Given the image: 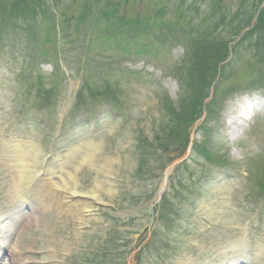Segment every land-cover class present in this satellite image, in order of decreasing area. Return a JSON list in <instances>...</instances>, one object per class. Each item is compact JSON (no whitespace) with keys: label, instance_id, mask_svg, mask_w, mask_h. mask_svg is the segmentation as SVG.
<instances>
[{"label":"rangeland","instance_id":"obj_1","mask_svg":"<svg viewBox=\"0 0 264 264\" xmlns=\"http://www.w3.org/2000/svg\"><path fill=\"white\" fill-rule=\"evenodd\" d=\"M172 1H174V0H172ZM224 1L226 3H228L231 7H233L234 10H235L236 6L241 5V1H244V3L251 2V0H247V2H245V0H224ZM258 2H259V0H258ZM153 7H154L153 4L152 5L150 4V5H148V9H147V14L150 15L151 17H153V13H152ZM261 8H262V6H261ZM173 9H174V3H172L170 5L169 10H168V13H169V16L171 17V19L178 22V25H179L181 30L187 29L188 26L186 24L182 23L178 19V17L175 16ZM243 11L244 10H242V14H244ZM248 13H252V10H249ZM204 14H205L204 10L199 11V16H203ZM242 14H241V16H242ZM186 15H188V13H185L183 18H185ZM241 16L238 15L237 13H234V20L240 19ZM243 18H244V16H243ZM184 22L187 23L188 21H184ZM210 27H211L210 23H205L204 24V33H208ZM232 28L235 30L234 26H232ZM203 46H204V44L201 47H203ZM230 48H231V44H230ZM241 54H242L241 55L242 59L237 66H232L230 68L225 67L222 69L223 78L225 77V79H228L229 81H225V80L221 81V83L218 87L221 94H220V96H218L216 98L215 105L218 109L222 108V111H221V113H222L221 114V127L217 130V126H216V129H215L216 131L213 132L212 136L214 137L215 142L218 143L216 145V147L220 151V155L228 154V157L231 161V166L234 169L240 171L244 175L249 174V172L251 174H252V172H254L253 175H257V168L259 167V165L262 166L264 158H259L258 160H247L246 155L249 154L250 149L243 151V149L237 143L232 145L231 140L229 139L228 136H226V134L228 133V130H229L228 123H229V119H230V117H229L230 114L228 112L232 113V110H233V108H232L233 104H230L228 102L229 98L225 97L227 92L232 88H234V89L246 88V87L250 86L251 84L264 83V79H260L259 77H257L259 70L261 71L260 75H264V67L263 66H262V68L260 66L257 67V66H255V64L252 61L247 62L246 60H247V58L248 59L250 58V55L249 56L244 55V53L242 51H241ZM202 60L205 62L206 65L209 64V67H206V69L209 68L207 73L210 76V74H212V72H213L212 68H213L214 62H213V60H206V59H202ZM222 62L223 61L219 62L218 65L221 66ZM154 63H155V66L158 68H162L164 66V62H163V59L161 57H159ZM170 63L173 65L174 61L171 59ZM199 64H200V66H202V62H200ZM246 64H248V65H246ZM147 78H148L147 76H140L136 79V81H138V83L133 85V88L137 89V90L134 89V92L137 91V94L139 95L138 100H137V102H139L138 106H143V104H145V108H148L146 110L145 114H143V115L136 114V110H135L134 115H133V121L135 123V121L138 117H139V120L135 123L133 128H130V127H127L126 125H124L122 123L121 119L106 120L105 118H103L100 137H104L107 132H108V134L113 133V135H116L120 129H124L125 133H127V135H128L127 137L124 138L125 143H122L121 145H117L112 149V150H116L118 152L117 157L115 158V162H114L115 163L114 172L111 173L113 176H115L117 178L115 184H113V185L109 184L108 181L111 180L110 177H107L105 182L101 181V183H100V180L98 178L102 177L101 174L104 172L108 173V171H105L104 168L101 170V173L99 172L100 176L95 175V173H93V174H90L87 178V175H86V178L84 180H82V182H81V188L82 189L93 190L98 194L100 193L104 197L103 198L104 202L109 203V205L112 204V207H113V205L116 208H118V206H119L123 210L128 209V206L130 204V202H128V201H121V199H124L126 197L134 196L136 198H139L140 201L143 203V205L146 203V199L144 198L146 196V193H140V189H139V193H135V191L139 187L138 182L140 183V180L136 176V174H137L136 168L139 165V163H138L139 153L137 150V144L134 145L135 143H131L132 140L134 139V137H133L134 133L138 132V131H139V133L142 132L145 134L144 136H147L148 139L150 140V142H152L153 140H155L152 138V135L154 133V132L152 133V130H153L154 123L156 122V120L160 119V114L161 113L164 114L166 117H168V120H171V118L169 119V116H168V113L166 110L169 107V104L172 101H174L175 105L177 107H179L176 103V101L178 99V92H179L178 85L175 86V85H173L172 82L169 81L167 83V86L169 87L168 88L169 93H167V96L163 97L164 95L159 94L160 89L156 85V82L153 84H150V85L146 84L144 82V81H147ZM1 83L3 84V86H0V102H5L10 97H9V95H6V93L4 91H2V89L7 88V84L5 82H3V80L1 81ZM180 89L182 90V87ZM206 100L207 101L210 100V97H208ZM25 101L26 100H22V102L17 106L18 109L26 108L27 103ZM227 102H228V104H227ZM181 103H182V100H180L179 104L181 105ZM32 110L33 109H31L30 111H32ZM101 110H102V114H103L106 111V108L102 107ZM193 110H194V106L192 103H190L189 106L185 110H182V111H183V113H187V112L189 113V112H193ZM61 113H62V111L59 110L58 114H61ZM232 115H235V112L232 113ZM168 120L165 119V122L171 123V121H168ZM160 121H162V119ZM161 123L162 122H159L158 126ZM190 123L191 122H189L188 125H190ZM195 123H197V122L192 123L190 126H192ZM195 125H193L192 127H194ZM200 125H201V122H198L197 128H196L194 134H193L194 130H192V133H191L193 135L192 139L195 140V138H196V143L198 145L202 146L203 148H206L207 150H210L211 152L216 153V151H215L216 148L213 145H211V144L209 145L208 143H206L205 138H203L201 135V133H202L201 131L204 128H206V125L199 128ZM158 126H156V129H158ZM192 127H190V128H192ZM77 130L81 131V133H80L81 135H86V126H85L84 122H78ZM222 136L224 137V139ZM73 137L76 139L78 136L74 135ZM258 139L260 140L261 143L264 144V133L261 134L258 137ZM100 141H103V140H100ZM229 143H230V145H229ZM243 144L248 145V146L252 145L249 142L248 143L244 142ZM127 146H128V150H125V148ZM101 149H103L102 153H96L95 154L94 162L96 163L97 168H99L102 164L104 165V163L106 161L105 160L106 156L109 158V154L112 151V150H107L106 152H104L105 149L103 147H101ZM255 153L256 152L254 151L250 155H254ZM2 162L4 164L7 163L6 160H2ZM77 162L78 161H76L75 163H77ZM93 164H92V166L94 167ZM105 165H109V162H106ZM92 166H87V167H88V169H92ZM191 169H192V171L199 173V170L201 168L195 167V165L192 164ZM73 170H74V168L72 167V162H71L69 164L68 171H73ZM172 171H173V168H172L171 172ZM171 172L169 174H171ZM183 174H185L184 167H183V172L180 173V175H183ZM213 174H217L219 176L220 175L219 170L215 169L213 171ZM220 177H222V175H220ZM96 179L99 181V183H97L95 181ZM183 182L186 183V181L184 179H183ZM124 186H126V187H124ZM178 187H179V189L182 187L190 189V187L182 186V185H178ZM239 187L243 188L242 182L239 184ZM205 189L207 191L206 195L210 199L209 202H211V203H208V202L206 203L203 200L202 202H200L201 203L200 205L195 204L193 207L195 208L196 211H199L198 213L200 215H204V216L205 215H209V216L215 215L216 219H222V215L220 214V210L222 208V204H225L228 201V199L230 198V194L232 192V188H231L230 184H228L227 182L223 183V184L217 183V184H214L212 186H208ZM105 191H109L110 193L105 194L104 193ZM192 195L194 197H196L194 194H192ZM92 205H94V204H92ZM131 205H133V204H131ZM143 205H141V207H143ZM260 205L264 206V202H263V204H260ZM133 207H134V210L129 212V213L126 212L128 210L119 211V212H124V214H122V217H124V219H126V221H127L126 229H128V231H129V234L125 235L124 241H120L118 236H112V235H111V239H110V236L107 239H104L105 235H107V234L106 233L103 234L102 232H100L101 228L96 232L97 236L99 235L100 238L102 237V240H105V241L106 240H112V241H110V244L114 245V247L117 246L118 248H120V251L123 250L121 248H123L125 246V242H126V247L124 248L125 253L128 251H131L132 249H136L139 246L140 237L144 234L145 228L148 229L150 227L149 220L152 221L149 211L143 212V210L140 208L139 205H138V207L133 205ZM149 207L151 208L150 205H149ZM104 209L109 211L111 209V207L108 206L106 208H99L96 210L97 214H99V212H101V210H104ZM73 214H74L73 212L71 214L70 213H64V214L58 213V211L56 209H53V215H52L53 219L52 220H50V218H48V217H41L39 215H35L32 218L31 222L28 224V227L26 229H24L18 237V240L20 241L21 253H17L15 256H13L11 258L10 262L13 264H18L19 262H24V261H26V262L29 261V262H31V264L42 263L48 257L47 256L45 258V257H43V255L45 254L47 242L49 243L50 240H53V238L55 236L56 228L60 227V226L63 227L64 225H68L71 228V227L76 226L80 222V221H78V219L76 217L73 216ZM97 214L91 215L92 216L91 219L93 220V222L100 220V217H98ZM128 214L132 216L131 218H134L133 223L128 222V217H127ZM85 217H90V216L85 215ZM231 217H235V215L231 214ZM223 222L226 224H230L225 219L223 220ZM118 229H120V228L116 227L115 232ZM147 231L150 233V229ZM197 231H198V229L196 230V233H197ZM157 233L158 232H156L154 234H157ZM217 234H218V232L214 233V235L216 237H217ZM147 236H148V234H147ZM169 236L182 239L183 241L179 243V245H181L182 247H185L186 245L188 246L189 243H194V244L198 245L199 249H205V250L209 249L206 246L208 240L206 241V240H202V239L199 240V238H192V232L185 233V232H182L178 229H174L169 234ZM158 237H160V235ZM116 243H117V245H116ZM120 244H121V246H120ZM183 253L185 254L186 251H184ZM41 254H43V255H41ZM132 254L136 255V251H134ZM152 254H153V248L147 247L144 250V256L139 258L138 264H149L148 259L151 258ZM131 255L128 259L131 258ZM219 256L222 257L223 256L222 253H219ZM229 258H226V259L225 258L224 259L219 258L218 260H216L217 258H215V259L211 260V263L212 264H229V261L231 263V259H229ZM118 259H120V258H118ZM16 262H18V263H16ZM235 263H237V262H235ZM240 263L241 262L239 261V264ZM133 264H134V260H133Z\"/></svg>","mask_w":264,"mask_h":264},{"label":"bare ground","instance_id":"obj_2","mask_svg":"<svg viewBox=\"0 0 264 264\" xmlns=\"http://www.w3.org/2000/svg\"><path fill=\"white\" fill-rule=\"evenodd\" d=\"M68 189L71 191L72 195H78L79 196V195L85 194L86 197L91 198L92 200H94V202L103 201V198H104L100 193L98 194L93 190L81 192L78 188V185H76V184H72ZM104 193L107 194L110 192L105 191ZM88 207L89 206L87 205V202L83 201L80 209L87 211Z\"/></svg>","mask_w":264,"mask_h":264}]
</instances>
